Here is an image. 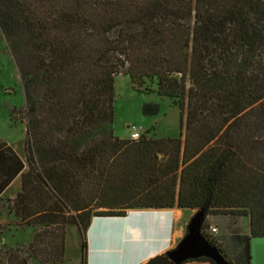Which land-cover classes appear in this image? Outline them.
I'll return each mask as SVG.
<instances>
[{
  "label": "trees",
  "instance_id": "trees-1",
  "mask_svg": "<svg viewBox=\"0 0 264 264\" xmlns=\"http://www.w3.org/2000/svg\"><path fill=\"white\" fill-rule=\"evenodd\" d=\"M0 33L26 121L27 171L6 201L20 225L45 226L26 257L0 249V264H61L67 225L85 264L92 218L169 209L203 210L206 241L250 264V239L264 238V0H0ZM119 75L155 80L179 109L177 138L114 135ZM2 160L17 166L0 193L23 168L0 142ZM217 215L248 218L239 252L203 233Z\"/></svg>",
  "mask_w": 264,
  "mask_h": 264
},
{
  "label": "rangeland",
  "instance_id": "rangeland-1",
  "mask_svg": "<svg viewBox=\"0 0 264 264\" xmlns=\"http://www.w3.org/2000/svg\"><path fill=\"white\" fill-rule=\"evenodd\" d=\"M14 65L4 53L0 41V139L12 143L17 151L21 152L23 150V153H25L26 121L22 112L24 97ZM113 87V131L116 137L119 139H131L134 132L146 138L156 139L177 138L179 136V109L171 99L160 97L156 94V82L154 79H146L141 87H134L128 77L119 75L114 78ZM12 108H14V111L10 112ZM17 190H19V181H16L10 187L7 194L13 195ZM8 200H11V198ZM10 203L2 200L3 206L0 208V219L3 222V232L0 237L8 235L7 242H1L0 249L11 251L18 249L20 250L19 255L26 257L29 254L26 239L30 236L31 231L29 229L24 230L23 226L17 227L21 223L13 220ZM186 212H188V215L180 219L178 226L183 229L184 235L190 218L195 214L193 210H187ZM154 215L158 216L157 214ZM233 220L227 216L220 215L206 217L203 233L220 242L222 247L227 248L231 244V235L241 232L242 228L245 227L244 221L242 227V223L236 224ZM117 226L118 224L104 223L99 228L104 230L112 227L115 229ZM97 227H93L92 232ZM17 228H20L18 230L20 232L13 233V230H17ZM64 233L62 264H80V237L77 227L67 225L64 227ZM87 241L91 245L97 242L93 235H90ZM240 258L242 261H240ZM231 259L233 262L236 261L237 264L245 262L243 256H236V253ZM133 261H135V257L125 258L122 264H132ZM28 264L40 263L29 255Z\"/></svg>",
  "mask_w": 264,
  "mask_h": 264
},
{
  "label": "crops",
  "instance_id": "crops-1",
  "mask_svg": "<svg viewBox=\"0 0 264 264\" xmlns=\"http://www.w3.org/2000/svg\"><path fill=\"white\" fill-rule=\"evenodd\" d=\"M0 35V41L2 43L4 53H6L9 61L14 64V61L12 60L10 52L7 48L6 42L1 33ZM0 142L4 143L7 147H9L23 165L21 172L18 173L0 193L1 208L3 206L2 200H7L9 198L13 199L16 194L20 192L21 173L27 171V164L25 162V155L23 153V150L21 152L17 151L14 148L13 144L6 140L0 139ZM9 163H11L10 168L17 166V162L15 160H11L10 162L9 160H2L0 164V172H2V174L7 171L6 166L9 165ZM16 181H19V190H17L13 195H8V190ZM186 211L187 209L141 210L134 211L140 214V216L137 218H129L127 214L125 217L93 219L92 223L90 224L87 230L86 239L88 240V237L90 235H93L97 242L94 245H91V243L86 240L87 250L85 264H122L123 259H127L130 257H135V261H133L132 264H144L148 260L162 255L164 252L173 249L183 237V229L178 226L180 223V219L185 218L188 215V212ZM154 214H157L158 216ZM12 218L14 221H16V218L13 213ZM233 221H235L236 224L242 223V227L244 221L245 227L242 228L241 232L231 235V244L227 246V248L222 247L229 256L232 254L233 251H240L241 245L237 243L238 240H236V238L240 236H247L249 234L248 218L240 217L234 219ZM104 223L118 224V226L115 229L112 227L104 230L100 229L99 226L103 225ZM2 224L3 222L0 219L1 227H3ZM21 226L24 227V230L29 229L31 231L30 236L26 239L28 244L33 240L35 234L45 227L26 226L20 224L17 225V227ZM96 226H98L97 229L92 232V228H96ZM18 230H20V228H17V230L14 229L13 233L20 232ZM2 232L3 230L0 231V234ZM7 237L8 235L0 237V244L1 242L6 243ZM218 243L221 244L220 242ZM249 253L250 264H264V238L250 239ZM182 264L209 263L202 261H186Z\"/></svg>",
  "mask_w": 264,
  "mask_h": 264
},
{
  "label": "water",
  "instance_id": "water-1",
  "mask_svg": "<svg viewBox=\"0 0 264 264\" xmlns=\"http://www.w3.org/2000/svg\"><path fill=\"white\" fill-rule=\"evenodd\" d=\"M132 212L131 210L128 211ZM204 211L199 210L190 218L185 235L176 246L164 252L162 255L154 257L144 264H182L188 260L206 258L214 264H229L218 250L211 246L201 234V225L204 220ZM111 217H94L93 219H104ZM90 223V224H91ZM87 235V231L85 236Z\"/></svg>",
  "mask_w": 264,
  "mask_h": 264
},
{
  "label": "built area",
  "instance_id": "built-area-1",
  "mask_svg": "<svg viewBox=\"0 0 264 264\" xmlns=\"http://www.w3.org/2000/svg\"><path fill=\"white\" fill-rule=\"evenodd\" d=\"M140 137L141 136L137 132H134V133H132L131 139L136 140V139H138Z\"/></svg>",
  "mask_w": 264,
  "mask_h": 264
}]
</instances>
